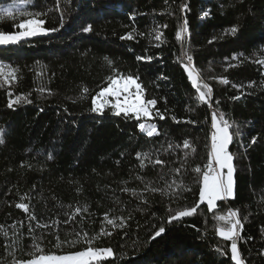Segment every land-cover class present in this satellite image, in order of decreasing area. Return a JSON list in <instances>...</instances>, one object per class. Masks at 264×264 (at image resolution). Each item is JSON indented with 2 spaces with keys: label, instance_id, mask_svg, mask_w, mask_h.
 I'll return each mask as SVG.
<instances>
[{
  "label": "trees",
  "instance_id": "trees-1",
  "mask_svg": "<svg viewBox=\"0 0 264 264\" xmlns=\"http://www.w3.org/2000/svg\"><path fill=\"white\" fill-rule=\"evenodd\" d=\"M33 2L35 8L0 0V9L47 11L46 28H59L63 13L64 27L0 45V64L18 69L17 80L0 87V264L33 258L27 214L15 206L22 197L41 223L61 221L33 234L44 254L88 246L81 239L75 247L58 248L57 235L62 242L75 241L77 232L97 236L104 228L112 235L97 236L92 246L112 247L116 255L102 264H234L230 242L216 232L215 216L235 209L243 224L237 240L242 258L246 264H264L259 255L264 250V65L258 63L264 60V0H60L59 10L55 0ZM182 4L188 5L186 12ZM185 19L188 31L177 39ZM19 20L0 21V31L13 32ZM88 25L92 31H82ZM233 26L238 27L234 35ZM129 32L134 39H121ZM188 55L198 81L213 89L212 107L197 99L185 70ZM114 70L138 76L146 99L157 100L155 108L166 117L152 121L158 136L147 137L138 121L115 116L108 107L103 115L91 111L92 98ZM9 92L12 99H24L9 108ZM217 109L232 125L234 198L219 201L215 212L201 204L193 216L168 223L170 214L199 201L193 169L207 163L211 114ZM254 136L257 143L251 144ZM185 139L194 152L183 149ZM138 152H150L165 164L145 161L141 168ZM174 180L190 191L169 187ZM77 207L87 211L63 223ZM105 213L123 216L124 226L113 229ZM161 226L165 232L151 239Z\"/></svg>",
  "mask_w": 264,
  "mask_h": 264
},
{
  "label": "snow or ice",
  "instance_id": "snow-or-ice-1",
  "mask_svg": "<svg viewBox=\"0 0 264 264\" xmlns=\"http://www.w3.org/2000/svg\"><path fill=\"white\" fill-rule=\"evenodd\" d=\"M21 3L29 4L35 8V3L33 0H20ZM56 8L59 10L60 0H55ZM181 12H186L188 10L187 4H182L180 8ZM47 11H42L40 9L34 12H29L21 9H15L13 7L0 9V21L12 20L15 21L18 17L20 18L19 23H14L13 32H3L0 31V45H16L21 41H25L31 37L38 35H47L50 32L58 31L60 28L64 27L63 13L60 15L59 28H46L47 23ZM207 15V13H205ZM166 27V26H165ZM82 31L91 32L92 25L83 27ZM187 20L185 19L184 25L181 31L177 33V39H181V33L187 32ZM238 31V27L233 26L230 29L231 34H235ZM161 33L156 35V39L159 40ZM121 39H134L133 32L126 33ZM211 42V41H210ZM110 65L112 61L108 58H104ZM137 60H151V57L137 56ZM192 56H187L188 64L185 65V70L187 72L188 78L191 84L196 89L198 93L197 99L201 103L208 104L212 107V92L213 89L207 83H201L198 81V76L195 74L194 67H192ZM233 60L237 59L235 55L232 57ZM261 65H264V60L258 61ZM231 66V65H229ZM18 69L12 66H5L0 64V87L5 85L11 86L13 81L17 80ZM116 75L109 76L107 78L108 84L104 87L96 96L92 98V108L91 111L103 115L105 108L108 107L115 116H123L127 119H135L138 121L137 127L141 133L146 134L147 137L151 138L153 136H158L160 134L159 129L155 123H152L155 119H166L165 115L156 109L157 100L155 98L146 99L145 91L141 83H139V77L133 74H122L118 70H114ZM218 79L219 83L227 85L229 80L226 77L215 78ZM255 82H249V86ZM234 88L240 90L243 86L233 84ZM41 91H44L41 89ZM83 93H87L88 89L83 88ZM9 103L8 107H13L14 104L19 103L21 99H24L22 95L16 96L12 99V93L9 92ZM233 100L240 99V96H233ZM30 102V101H29ZM166 102V98H165ZM219 104V101L215 102ZM174 121L180 123L175 116L172 117ZM186 123L194 124L195 121L188 120ZM232 125L225 117L224 113L219 112L217 109L211 114V136H210V151L207 157V163L202 167L196 166L193 171L198 174L199 183V201L193 206L185 207L182 210H176L174 214H170L168 217V223L172 221L181 220L184 217L193 216L201 204H205L209 212H215L219 201H225L229 198H234V159L235 156L229 151V146L233 142V133L230 131ZM3 131L0 130V143H3ZM257 143V137H252L251 144ZM169 148L172 147L171 144L168 145ZM180 147V145H176ZM183 149H191L192 152L195 148L192 147L191 142L188 139L183 141ZM137 159L140 160V167H145V161L147 163L155 165H164L165 161L160 158L153 159V154L141 153L136 154ZM185 158H187V152L185 153ZM176 173L180 172V169H174ZM141 179V177H137ZM175 186L177 189L184 191H190L186 186L183 185L182 181L177 183L175 180L169 187ZM128 191V189H125ZM135 194V189L131 190ZM151 191H161V189L152 188ZM24 197L21 198V202L17 203L15 206L18 209H22L24 213L27 214V219L29 221L27 225L28 234L32 236L33 251L30 255L33 257L31 259H13L12 264H102V262L109 259L115 258V252L112 247H94L92 246L97 236H111V231H105L101 228L97 236H89L85 231L82 236L80 232L75 233L77 239L75 241H60L59 235L56 236L57 244L56 247H61L63 243H68L71 247H75L76 243H79L83 239L84 243L88 246L84 250L72 251L67 254H44V249L41 247L40 238L33 235L36 229L44 228L49 229L54 226H58L61 221L53 220L51 224L41 223L34 213L30 212L29 204L23 202ZM147 201H145L146 203ZM82 211H87V209H81L77 207L70 215L68 219L64 220L63 223L67 224L69 221L75 220ZM172 213L173 210L169 209ZM130 218V217H129ZM104 219L108 225L112 226L113 229L122 228L125 224V218L120 217H109L108 213L104 214ZM215 220L219 222L216 232L220 238L225 241L230 242V252L231 261L234 264H246L245 259L242 258V253L238 248L237 240L242 239L241 231L243 228L242 220L239 214V210L229 209L226 213H221L215 216ZM35 222V226L33 225ZM16 223L14 222L12 227L16 228ZM21 225L23 222H19ZM3 229L0 228V231ZM165 232L163 226L159 227L152 236L151 239L160 237ZM4 236L7 237V232L4 231ZM19 237H17L15 244H19ZM221 251V249H217ZM227 254V253H225ZM13 255L14 253H9ZM259 255L264 256V250H262Z\"/></svg>",
  "mask_w": 264,
  "mask_h": 264
},
{
  "label": "rangeland",
  "instance_id": "rangeland-1",
  "mask_svg": "<svg viewBox=\"0 0 264 264\" xmlns=\"http://www.w3.org/2000/svg\"><path fill=\"white\" fill-rule=\"evenodd\" d=\"M138 82L141 83L140 80H139ZM142 86H143V85H142ZM143 88H144V87H143ZM144 90H145V89H144ZM145 98H146V91H145ZM209 140H210V139H209Z\"/></svg>",
  "mask_w": 264,
  "mask_h": 264
}]
</instances>
